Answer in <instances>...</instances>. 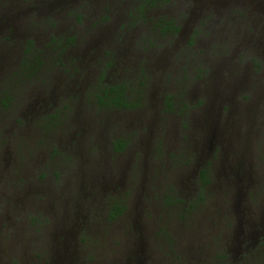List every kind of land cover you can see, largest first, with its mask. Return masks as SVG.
Instances as JSON below:
<instances>
[{
	"label": "rangeland",
	"instance_id": "rangeland-1",
	"mask_svg": "<svg viewBox=\"0 0 264 264\" xmlns=\"http://www.w3.org/2000/svg\"><path fill=\"white\" fill-rule=\"evenodd\" d=\"M263 227L264 0H0V264H260Z\"/></svg>",
	"mask_w": 264,
	"mask_h": 264
},
{
	"label": "trees",
	"instance_id": "trees-1",
	"mask_svg": "<svg viewBox=\"0 0 264 264\" xmlns=\"http://www.w3.org/2000/svg\"><path fill=\"white\" fill-rule=\"evenodd\" d=\"M143 6V5H142ZM138 7V11L142 14V7ZM160 22V23H159ZM158 31L162 33L171 32L174 33L178 30V25L174 23L172 18H160L158 20ZM30 43V42H28ZM93 95L96 98L97 105L99 106H107V107H132L134 106V102L128 98L126 94L125 85L123 82H114V83H106V82H98ZM125 142L121 138H115L112 141V146L115 150H119L124 146ZM207 170L208 163H204L200 166L198 170L199 178L202 181H207ZM123 209V204L119 202H113L108 211V215L113 217L117 215ZM260 250L258 260L260 264H264V227L263 233L260 239Z\"/></svg>",
	"mask_w": 264,
	"mask_h": 264
}]
</instances>
